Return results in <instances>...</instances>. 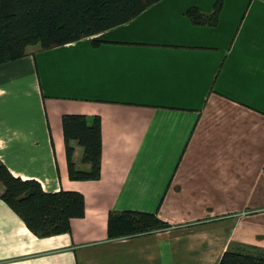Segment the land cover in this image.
<instances>
[{
	"label": "crops",
	"instance_id": "crops-1",
	"mask_svg": "<svg viewBox=\"0 0 264 264\" xmlns=\"http://www.w3.org/2000/svg\"><path fill=\"white\" fill-rule=\"evenodd\" d=\"M218 1L161 0L0 66V162L86 202L70 233L41 238L0 200V264H219L229 249L264 250V0H222L214 27L186 16ZM65 114L101 117L99 181L70 180ZM128 210L172 228L110 239V212Z\"/></svg>",
	"mask_w": 264,
	"mask_h": 264
},
{
	"label": "trees",
	"instance_id": "trees-1",
	"mask_svg": "<svg viewBox=\"0 0 264 264\" xmlns=\"http://www.w3.org/2000/svg\"><path fill=\"white\" fill-rule=\"evenodd\" d=\"M161 0H0V66L28 56L30 47L52 50L94 37L124 25ZM223 8L219 0L211 14L190 7L186 16L195 25L217 26ZM95 45L100 41L94 40ZM68 173L72 181H99L102 177L103 132L101 117L92 122L82 114L62 118ZM83 149L79 168L74 160L75 146ZM0 200L13 209L36 236L48 238L71 232L73 219L83 218L85 197L76 191L46 192L36 180L15 177L0 162ZM172 226L155 213L111 211L110 239L133 237ZM219 264H264L263 249L227 250Z\"/></svg>",
	"mask_w": 264,
	"mask_h": 264
},
{
	"label": "bare ground",
	"instance_id": "bare-ground-1",
	"mask_svg": "<svg viewBox=\"0 0 264 264\" xmlns=\"http://www.w3.org/2000/svg\"><path fill=\"white\" fill-rule=\"evenodd\" d=\"M163 231V230H162Z\"/></svg>",
	"mask_w": 264,
	"mask_h": 264
},
{
	"label": "rangeland",
	"instance_id": "rangeland-1",
	"mask_svg": "<svg viewBox=\"0 0 264 264\" xmlns=\"http://www.w3.org/2000/svg\"><path fill=\"white\" fill-rule=\"evenodd\" d=\"M38 47V46H37Z\"/></svg>",
	"mask_w": 264,
	"mask_h": 264
}]
</instances>
